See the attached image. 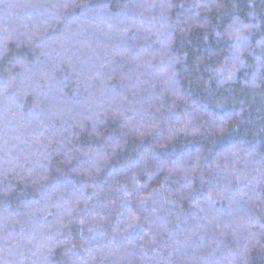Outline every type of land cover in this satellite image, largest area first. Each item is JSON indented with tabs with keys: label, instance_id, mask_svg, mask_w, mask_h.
<instances>
[{
	"label": "trees",
	"instance_id": "1",
	"mask_svg": "<svg viewBox=\"0 0 264 264\" xmlns=\"http://www.w3.org/2000/svg\"><path fill=\"white\" fill-rule=\"evenodd\" d=\"M0 264H264V0H0Z\"/></svg>",
	"mask_w": 264,
	"mask_h": 264
},
{
	"label": "snow or ice",
	"instance_id": "2",
	"mask_svg": "<svg viewBox=\"0 0 264 264\" xmlns=\"http://www.w3.org/2000/svg\"><path fill=\"white\" fill-rule=\"evenodd\" d=\"M251 27H257V25H251ZM246 39H247L246 37H241V36L236 37V41L238 43H243Z\"/></svg>",
	"mask_w": 264,
	"mask_h": 264
}]
</instances>
